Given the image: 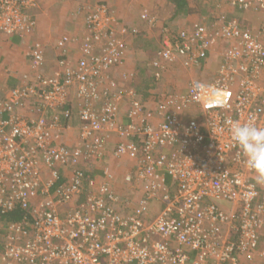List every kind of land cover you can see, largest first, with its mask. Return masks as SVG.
<instances>
[{
	"label": "built area",
	"instance_id": "2783aa9c",
	"mask_svg": "<svg viewBox=\"0 0 264 264\" xmlns=\"http://www.w3.org/2000/svg\"><path fill=\"white\" fill-rule=\"evenodd\" d=\"M230 1L257 26L224 14L174 29L142 12L160 29L147 97L128 68L142 30L105 3L78 9L81 35L58 39L53 69L32 41L29 71L0 96V264H264V183L225 124L264 127V0ZM42 7L0 0V33L34 36ZM212 57L214 73L202 76ZM175 69L186 86L168 91ZM111 143L113 161L133 166L123 181L140 194L136 207L109 168L102 181L85 177ZM18 209L21 221L4 220Z\"/></svg>",
	"mask_w": 264,
	"mask_h": 264
},
{
	"label": "rangeland",
	"instance_id": "374dc122",
	"mask_svg": "<svg viewBox=\"0 0 264 264\" xmlns=\"http://www.w3.org/2000/svg\"><path fill=\"white\" fill-rule=\"evenodd\" d=\"M42 1V6L44 5V3L49 5H57L61 4V2H59L58 0H46L43 2ZM48 1H52V2H48ZM122 1V0H121ZM126 1V0H123ZM199 1V0H197ZM213 0H210L209 3L213 6H215L214 4H212ZM216 1V0H215ZM220 1V0H218ZM66 3V2H65ZM196 3V2H195ZM63 5V4H61ZM81 6V5H80ZM217 8H213L209 5V7L207 8V12H203L201 16L198 17V10H197V6L195 4L194 8L192 9V12L186 16V13H182L177 15L176 17H173V10L168 8L165 10L166 12L163 14L161 12L157 11V14H154L155 17L158 18L159 22H162V24H166L167 27L169 28H174L177 29L180 26H182L185 21L188 20V18L191 19V22L195 21V20H204V17L207 18V21H214L219 15H226L228 18L231 19H236L239 22H241L243 25L249 26V24L252 26H257V24L259 23L260 19L259 16L252 14V13H242V12H238L235 9H229L228 11H223L219 8V5H216ZM41 7V5H40ZM49 7V6H48ZM51 7V6H50ZM76 7L78 8L79 6L76 5ZM92 7V6H90ZM62 8H66V5H63ZM88 8V7H87ZM213 8V10H212ZM87 10V9H86ZM85 11H82L80 16H82L81 18L79 17L78 21L79 23H73L72 26L68 29H66L65 31H62V35L63 34H71V35H81V29H82V22L85 18V16L87 15ZM139 10H130L129 11V15L131 16H137V14H139ZM143 10V9H141ZM42 11L39 10V12ZM37 12V14L39 13ZM78 12V10L76 11ZM152 12V11H151ZM79 13V12H78ZM188 14V13H187ZM197 15V17H196ZM162 18V19H161ZM163 18H166V20H164ZM205 21V20H204ZM158 22V23H159ZM186 23V22H185ZM81 24V25H80ZM162 27V25H160ZM139 30H142V32L140 31L139 35L137 36V38L134 39V42H132V47H133V54L131 57V60L129 61V65L128 68L132 69V71H136V76L134 78V80H131L130 82H135V86H136V82L138 81V86L139 89L142 87V89L140 90V94L144 97H147L149 95V90L151 89V87L155 86L156 84H154V80H153V75L151 74V70H150V62L152 61V59L155 58L156 56V51L158 49V42H159V33H160V29L159 27H139ZM1 40H6L5 36H0V57H11V64L8 62V59L6 61V67L8 69H10L9 71L5 72L2 69V62L0 61V78H2V74L5 75V77L7 78V76L10 78L11 76H13V74H19L20 77H22L23 80V76L24 73H27L29 71V66H27V63L25 62V64L23 63V56H25L26 52H24L23 54H17V52H15L14 50H7L8 49V45H5V41H1ZM39 41L43 42L42 39L39 38ZM3 43V44H2ZM5 46V47H4ZM4 47V48H3ZM17 59H19L22 62V71L20 73H17V71L14 70V66L16 64ZM25 60V58H24ZM218 65V61L212 57L211 59H209L207 66L210 69V72L208 71V75L204 74L205 71L202 72V76H209L212 75L214 72H212L213 70H215L216 66ZM176 69L171 71V74H174L172 77L168 76L165 79V83L164 85L166 86L167 90H173L174 87H182L184 88L186 86V83L184 82H180V78L176 77V74L178 76H180L178 73H176ZM7 73V74H6ZM176 73V74H175ZM169 74V75H171ZM170 78V79H169ZM169 79V80H168ZM153 80V81H152ZM11 85L15 86L16 83L14 81L11 80L10 82ZM133 85V86H134ZM139 91V90H137ZM73 129L70 132V140L71 139H75L77 137L78 134V124H77V112H74L73 115ZM68 140V141H70ZM114 148V144L111 143L108 147V153L106 155V160L104 163V160L101 161V164L104 163L102 166L105 168H109L110 171L113 173V182H111V185L113 187V189L121 194V196L126 199L129 198L128 203H126L127 207L130 209L132 207H136L137 205V199L139 197L140 194H137L133 188H131L130 185H127L124 181L123 178L125 177V175L127 173L132 172V168L131 167V162H127V161H121V162H114L112 157L109 155L110 152L112 151V149ZM95 166H97V163L94 164ZM155 213V210H153V214Z\"/></svg>",
	"mask_w": 264,
	"mask_h": 264
},
{
	"label": "crops",
	"instance_id": "0c3cea01",
	"mask_svg": "<svg viewBox=\"0 0 264 264\" xmlns=\"http://www.w3.org/2000/svg\"><path fill=\"white\" fill-rule=\"evenodd\" d=\"M210 0H199L195 2H190V0H187L189 7L191 10L194 8L195 4L197 6V10L199 11L198 17L201 16L202 11L207 12V8L209 5L213 8H217L216 5H219V8L223 11H228L230 7V0H213L212 4L215 6L211 5L209 3ZM47 2V0H46ZM52 2V1H48ZM98 3H105L110 7V10L117 16L119 19H121L122 22L125 24H129L130 26L134 27H147L143 20L141 19V14L145 9H149L152 11L153 14H157L158 12L165 13L166 9H172L173 10V5L171 4L170 0H126V1H121V0H69L66 3H61L63 5H66V8H62L63 5L58 4L57 5H49V3L43 5L42 11H37L39 12V25L37 32L34 36L32 37H19V36H5L6 40H1L5 41V45H8L7 50H14L17 52V54H23L24 52L27 51L29 45L31 44L32 40H39L42 39L43 43L47 47L46 55H47V65L48 68H54L57 64V56H58V50L54 48L56 42L58 39L62 37V31H65L66 29L70 28L73 23H76L82 16H80L83 13H78L76 12L80 8H86L93 6ZM76 5L79 7L77 8ZM81 5V6H80ZM49 6V7H48ZM51 6V7H50ZM139 10V14L137 16H131L129 15L130 10ZM212 8V10H213ZM143 9V10H141ZM197 17V15H196ZM162 19V18H161ZM166 20V18H163ZM79 23V22H77ZM81 25V24H80ZM82 27H83V22H82ZM72 36H78V35H72ZM3 44V43H2ZM5 47V46H4ZM3 47V48H4ZM78 49V46H77ZM77 51H75V47L73 48V53L70 57V62H73L75 60V54ZM23 63H27V66H29V61L25 56H23ZM8 59V62L11 64V57H0V61L2 62V69L3 71L7 72L10 69L6 67V61ZM22 62L17 59L16 64L14 66V70L17 71V73H20L22 71ZM7 74V73H6ZM14 81L16 83L15 86H18L22 82V77H20L19 74H13L10 78L7 76L5 77L4 74H2V78H0V96H3L6 94V92L13 87V85L10 84V82ZM70 135V133H69ZM68 140V137L66 138V141ZM106 158L104 159L105 163ZM100 162H97V166L92 168V174L94 177H97L98 181L103 180V175H104V169ZM91 167L88 165L86 167V170H90Z\"/></svg>",
	"mask_w": 264,
	"mask_h": 264
},
{
	"label": "clouds",
	"instance_id": "9594fccd",
	"mask_svg": "<svg viewBox=\"0 0 264 264\" xmlns=\"http://www.w3.org/2000/svg\"><path fill=\"white\" fill-rule=\"evenodd\" d=\"M231 5L230 1V7ZM225 124L228 127L232 141L241 150L247 167L256 174L258 183H264V127L258 126L251 120L245 122L226 120Z\"/></svg>",
	"mask_w": 264,
	"mask_h": 264
},
{
	"label": "trees",
	"instance_id": "16d2710c",
	"mask_svg": "<svg viewBox=\"0 0 264 264\" xmlns=\"http://www.w3.org/2000/svg\"><path fill=\"white\" fill-rule=\"evenodd\" d=\"M170 1H171V4L173 5V14H174L173 17H176L177 15L182 14V13H186V16H187L192 12L191 8L188 5L187 0H170ZM0 36H4V35L0 33ZM137 36L135 38H137ZM135 38H133V42H134ZM133 84H135V82H133ZM15 87L16 86H13L11 88H15ZM135 87L137 88V90H139V92H141L140 90L142 89V87L139 89L138 81L136 82ZM91 172L92 171L86 170L85 171V177L90 176L91 178H93L94 176ZM87 188H88V184H85L84 190H86ZM83 198H84V195H81L80 200H82ZM24 215H27V213L24 212L23 210L18 209L16 211H14L13 213L9 214L7 217L5 216L4 220H6V221H21L23 219Z\"/></svg>",
	"mask_w": 264,
	"mask_h": 264
}]
</instances>
